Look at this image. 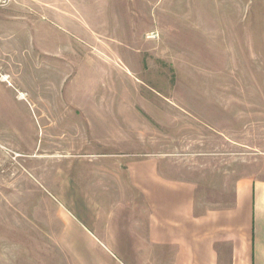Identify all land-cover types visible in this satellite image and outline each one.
<instances>
[{
	"label": "rangeland",
	"instance_id": "rangeland-1",
	"mask_svg": "<svg viewBox=\"0 0 264 264\" xmlns=\"http://www.w3.org/2000/svg\"><path fill=\"white\" fill-rule=\"evenodd\" d=\"M97 153L264 178V0L0 4V264H92L51 180Z\"/></svg>",
	"mask_w": 264,
	"mask_h": 264
},
{
	"label": "crops",
	"instance_id": "crops-1",
	"mask_svg": "<svg viewBox=\"0 0 264 264\" xmlns=\"http://www.w3.org/2000/svg\"><path fill=\"white\" fill-rule=\"evenodd\" d=\"M118 133L97 143L115 145ZM172 156L97 153L92 174L59 171L51 182L68 216L63 232L91 247L77 255L92 264H264V178L236 179L225 198L207 172L181 170Z\"/></svg>",
	"mask_w": 264,
	"mask_h": 264
},
{
	"label": "built area",
	"instance_id": "built-area-1",
	"mask_svg": "<svg viewBox=\"0 0 264 264\" xmlns=\"http://www.w3.org/2000/svg\"><path fill=\"white\" fill-rule=\"evenodd\" d=\"M6 2H7V0H0V4H1V5L6 4Z\"/></svg>",
	"mask_w": 264,
	"mask_h": 264
}]
</instances>
